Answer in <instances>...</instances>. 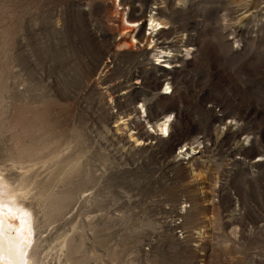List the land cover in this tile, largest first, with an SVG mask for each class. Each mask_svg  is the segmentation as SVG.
<instances>
[{
    "label": "rangeland",
    "instance_id": "374dc122",
    "mask_svg": "<svg viewBox=\"0 0 264 264\" xmlns=\"http://www.w3.org/2000/svg\"><path fill=\"white\" fill-rule=\"evenodd\" d=\"M150 5L197 27L167 102L151 83L125 93L138 55L118 12ZM138 102L153 128L175 111L176 139L126 128L144 127ZM208 103L233 131L212 129ZM199 134L202 156L171 164ZM0 174L32 214L34 264H264V0H0Z\"/></svg>",
    "mask_w": 264,
    "mask_h": 264
},
{
    "label": "built area",
    "instance_id": "2783aa9c",
    "mask_svg": "<svg viewBox=\"0 0 264 264\" xmlns=\"http://www.w3.org/2000/svg\"><path fill=\"white\" fill-rule=\"evenodd\" d=\"M149 8H151V15L157 16V6L150 5ZM123 13V20H125L128 16V12L124 9H121V12H118V14ZM149 17L150 14L145 13V17L139 21L138 25L135 23L125 25V29L123 30V32H126V36L131 43V51H134V53L138 55V66L134 67V69L129 68L128 71H126V76L129 77L127 80H133L131 82L133 87H130L129 84L128 91H125V93L130 92L129 94H131V91L135 93L134 90L139 88L141 82L142 84L151 83L155 87V95L161 100L167 102L169 98L177 95L179 92L178 80H176V76L182 71L185 64L192 63L196 57L197 45L195 33L197 31V27L192 26L180 29L172 27L169 23L163 27L160 25H151ZM224 33L229 34L227 41L231 43V51H238V41L240 39L238 40L232 27L230 26L229 28H224ZM129 37H131L132 40ZM118 39L119 33L117 34V41H119ZM157 60L160 61L159 64L157 63ZM140 75H143V77L140 80H135ZM144 76H149L150 80L147 82V80L144 79ZM121 98V94H118L117 103L118 101H121ZM120 103L117 105H120ZM206 107L212 114L214 121L212 129L216 131V133L220 134L229 129L231 131L234 130V128L232 129V127L236 125L234 123V119L231 117L229 118L220 106L208 103ZM134 109L138 115H140L141 118H145V120L144 127L142 128H137V123L135 121L125 126L126 128H129L131 132H140L144 135L146 134V136L150 135L154 138V140H151L150 142L151 145H154L157 142V144L166 145V143L170 140L176 139L175 134L178 131L167 130L168 135L165 136L162 129H159L156 126L154 128L152 127L154 125L152 124L153 122L146 123L148 121L146 120V115L144 113L146 111L144 103H136ZM178 117L179 115L168 107L161 118L158 119L157 124L160 125L166 121L165 123L168 126L169 124L175 122L177 123L176 120ZM117 119L118 124L120 118L117 117ZM199 141L201 144L198 143ZM208 141L210 140L205 134H199L191 140L189 145L185 144V146H182L184 141L174 144L169 148V159L171 156L174 158V160H172L173 163L171 164L176 163L185 166L191 164L194 159L196 160L202 156V151L206 150L210 146ZM150 144L149 141H147L143 145L148 147Z\"/></svg>",
    "mask_w": 264,
    "mask_h": 264
},
{
    "label": "bare ground",
    "instance_id": "6f19581e",
    "mask_svg": "<svg viewBox=\"0 0 264 264\" xmlns=\"http://www.w3.org/2000/svg\"><path fill=\"white\" fill-rule=\"evenodd\" d=\"M150 10L151 9L146 13L150 14ZM120 15L122 19L124 13ZM142 17L143 16H141L140 19ZM149 18L151 25H160L162 27L166 25L164 21H159V18L154 16H150ZM122 21L128 25L134 23L138 25L140 20L129 22L122 19L121 22ZM123 34H126V32H123ZM129 38L132 40L131 37ZM118 40H120V37ZM121 46H126V44H122L120 47ZM104 72H107L106 64L102 66L101 75H104ZM165 122L166 121H164L163 124L156 125V127L164 130L165 125H167ZM122 124L123 122H120L118 125ZM171 127L172 126L169 124L167 130H170ZM198 143L201 144V142ZM189 171L192 173V170L189 169ZM19 195L10 188L0 174V264H34V260L30 254L32 234L34 231L32 226V214L29 210L25 209L23 204L19 201Z\"/></svg>",
    "mask_w": 264,
    "mask_h": 264
},
{
    "label": "snow or ice",
    "instance_id": "6c2138e0",
    "mask_svg": "<svg viewBox=\"0 0 264 264\" xmlns=\"http://www.w3.org/2000/svg\"><path fill=\"white\" fill-rule=\"evenodd\" d=\"M157 63L159 64V63H160V61H159V60H157ZM163 133H164V135H165V136H167V135H168V131H167V125H165V128H164V130H163Z\"/></svg>",
    "mask_w": 264,
    "mask_h": 264
}]
</instances>
